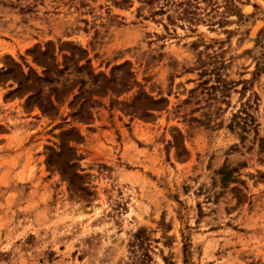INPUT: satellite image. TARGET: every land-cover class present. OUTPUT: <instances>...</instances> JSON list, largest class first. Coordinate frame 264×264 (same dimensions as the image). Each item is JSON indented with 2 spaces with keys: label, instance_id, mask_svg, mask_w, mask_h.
<instances>
[{
  "label": "rangeland",
  "instance_id": "rangeland-1",
  "mask_svg": "<svg viewBox=\"0 0 264 264\" xmlns=\"http://www.w3.org/2000/svg\"><path fill=\"white\" fill-rule=\"evenodd\" d=\"M0 264H264V0H0Z\"/></svg>",
  "mask_w": 264,
  "mask_h": 264
}]
</instances>
